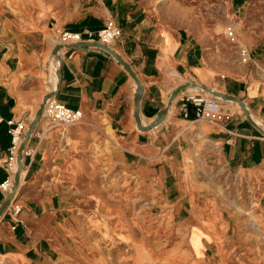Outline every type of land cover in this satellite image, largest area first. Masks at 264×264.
<instances>
[{
    "label": "crops",
    "instance_id": "0c3cea01",
    "mask_svg": "<svg viewBox=\"0 0 264 264\" xmlns=\"http://www.w3.org/2000/svg\"><path fill=\"white\" fill-rule=\"evenodd\" d=\"M244 2L232 0V5L241 7ZM107 18L121 28L112 49L141 84L142 124L165 107L177 85L195 79L241 98L253 120L264 127L263 47L248 48L251 55L246 64H223L219 54L210 53L204 38L185 25L162 19L144 0H42L17 15L0 7V154L5 156L10 147L7 121L26 118L28 127L44 96L58 83L54 98L81 110L84 121L104 117L122 143L123 163L177 202L180 194H186L184 166L191 141L203 134L200 127L184 129L185 122L193 119L180 115V105L185 95L205 94L208 99L211 95L202 88H185L171 101L166 118L142 131L133 115L135 80L100 46L63 47L58 53V81V63L51 52L59 42L53 28L95 31ZM222 105L232 116L212 126L201 156L221 160L227 171L264 184V135L246 120L239 104L225 101ZM36 127L27 143L34 154L23 159L19 189L0 217V264H57L67 242L70 196L60 184L71 177L69 169L76 165L77 156L72 147L80 143L86 127L47 129L42 118ZM6 176L0 166V183ZM7 194L0 190V204ZM183 197L180 211L189 200ZM13 205L21 207L17 215L11 214Z\"/></svg>",
    "mask_w": 264,
    "mask_h": 264
},
{
    "label": "rangeland",
    "instance_id": "374dc122",
    "mask_svg": "<svg viewBox=\"0 0 264 264\" xmlns=\"http://www.w3.org/2000/svg\"><path fill=\"white\" fill-rule=\"evenodd\" d=\"M41 1L0 0V7L17 15ZM144 2L162 19L204 38L223 64H246L248 48H264V0H245L241 7L232 0ZM241 49L249 52L246 62ZM104 122L98 115L76 123L86 128L72 147L77 156L71 177L60 184L68 189L70 216L57 264H264V184L201 156L208 122H185L184 129L200 127L203 134L191 141L186 194L177 202L123 163L122 143ZM104 132L122 147L106 142ZM181 197L189 199L182 211Z\"/></svg>",
    "mask_w": 264,
    "mask_h": 264
},
{
    "label": "built area",
    "instance_id": "2783aa9c",
    "mask_svg": "<svg viewBox=\"0 0 264 264\" xmlns=\"http://www.w3.org/2000/svg\"><path fill=\"white\" fill-rule=\"evenodd\" d=\"M54 37L60 44H78L79 42H96L99 41L107 46H112L113 43L121 36V28L112 18H107L104 25L95 30H85L83 32H73L60 27L53 28ZM241 59L246 62L249 60V52L246 49H241ZM194 107L193 121H205L211 126H218L220 121H227L232 114L225 110L220 100L214 97L206 98L205 94L201 95H185L180 107V115L185 119L188 116L189 106ZM42 119L44 126L47 129L53 127H67L79 123L82 118L81 110H74L64 104L58 102L54 97L47 99L44 105ZM9 133L11 136L10 147L5 156L0 154V166H2L7 176L5 181L0 183V190L7 193L11 187L14 175V166L17 164L16 155L20 142L24 133L27 130L26 118H19L7 121ZM34 148L26 147L23 153V158L32 156ZM12 204L7 208V210ZM21 207L13 205L11 214L17 215ZM14 227V226H13ZM12 227V229H13Z\"/></svg>",
    "mask_w": 264,
    "mask_h": 264
},
{
    "label": "water",
    "instance_id": "95a60500",
    "mask_svg": "<svg viewBox=\"0 0 264 264\" xmlns=\"http://www.w3.org/2000/svg\"><path fill=\"white\" fill-rule=\"evenodd\" d=\"M78 45L81 46H89V45H98L101 48L105 49L109 54L114 55L118 61L123 65L124 69L130 74V76L133 77V79L135 80L136 83V93H135V97H134V103H133V107H134V120H135V124H137V128L139 130L142 131H149L151 128H153L154 126H157L159 123H161L167 116L168 113V108L169 105L171 103V101L173 99H175V97L182 91H184L185 88L187 87H197V88H202L205 92L209 93L212 97L214 98H219L221 99V103L222 102H233V103H237L239 104V106L241 107L245 118L247 121L250 122V124L255 127L260 133H262L264 135V127L260 125V123H258L257 121L253 120V118L251 117L250 113L248 112V108L246 106V104H244L243 100L239 97H234L232 95H229L227 93H224L222 91H217L214 90L212 88H209L203 84H198L195 82H191V81H184V83L179 84L175 87L174 90H172V92L170 93V95L168 96L166 105L164 108H162L154 117L152 120H150V122L148 124H142L141 120H140V116H139V100H140V96H141V84L140 81L136 75L135 72H133L132 68H130L129 64L122 58L121 55H119L114 49H112V47L107 46L99 41L96 42H79L78 44H57L55 45V47L52 49V57L54 58V61L57 62V67H56V72L55 74L57 75L58 81L60 79V74H59V60L60 57H58V53L59 51H61V49L64 47H76ZM58 89V83L56 84L55 88L53 89V91L47 93L41 104L39 105V107L37 108L38 110L36 111L35 115L33 116L32 120L30 121V123L28 124V129L26 130V132L23 135V138L20 142V145L18 147L17 150V155H16V162H17V170L14 172L13 175V182H12V187L10 189V192L5 196V199L3 200V202L0 204V217L3 215V213L7 210V208L9 207V205L11 203H13L14 199H15V195L19 189L20 186V174L21 171L23 170V153L25 148L27 147V143L29 142V139L31 137V135L33 134V132L36 130V126L39 123L40 119L42 118L43 112H44V105L45 102L47 101V99L55 97L58 93L57 91Z\"/></svg>",
    "mask_w": 264,
    "mask_h": 264
},
{
    "label": "bare ground",
    "instance_id": "6f19581e",
    "mask_svg": "<svg viewBox=\"0 0 264 264\" xmlns=\"http://www.w3.org/2000/svg\"><path fill=\"white\" fill-rule=\"evenodd\" d=\"M60 44V43H59ZM217 100H221V99H219V98H217ZM223 106V105H222ZM82 116H83V114H82ZM191 122H193V121H191ZM104 135H106V142H108V143H110V144H114L115 146L116 145H118V146H121V144L120 143H118V142H114L113 140H112V138H111V136H109V135H107V133H105L104 132ZM122 147V146H121ZM17 170V164L14 166V172ZM23 174H24V172H23V170L21 171V178H22V176H23ZM13 182V181H12ZM11 187H12V184H11ZM11 187H10V189H11ZM10 189H9V191L7 192V193H9L10 192ZM12 204V203H11ZM10 204V205H11ZM9 205V206H10ZM135 250V249H134Z\"/></svg>",
    "mask_w": 264,
    "mask_h": 264
},
{
    "label": "trees",
    "instance_id": "16d2710c",
    "mask_svg": "<svg viewBox=\"0 0 264 264\" xmlns=\"http://www.w3.org/2000/svg\"><path fill=\"white\" fill-rule=\"evenodd\" d=\"M188 119H193L194 118V107L192 105L189 106V112H188Z\"/></svg>",
    "mask_w": 264,
    "mask_h": 264
}]
</instances>
